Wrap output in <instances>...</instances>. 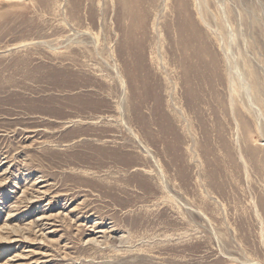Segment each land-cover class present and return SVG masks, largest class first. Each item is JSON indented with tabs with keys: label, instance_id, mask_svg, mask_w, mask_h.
<instances>
[{
	"label": "rangeland",
	"instance_id": "obj_1",
	"mask_svg": "<svg viewBox=\"0 0 264 264\" xmlns=\"http://www.w3.org/2000/svg\"><path fill=\"white\" fill-rule=\"evenodd\" d=\"M133 1L0 0V264H264V0Z\"/></svg>",
	"mask_w": 264,
	"mask_h": 264
},
{
	"label": "bare ground",
	"instance_id": "obj_2",
	"mask_svg": "<svg viewBox=\"0 0 264 264\" xmlns=\"http://www.w3.org/2000/svg\"><path fill=\"white\" fill-rule=\"evenodd\" d=\"M134 6L132 8V13H136L138 10H141L142 3L140 0H134L133 1ZM198 5V4H197ZM198 8V6H197ZM189 12V11H188ZM201 13H199L200 15ZM200 19V18H199ZM193 27H198L196 23L192 24ZM140 30H144V27H141ZM143 34V32L141 33ZM191 42L197 46L199 43H202V39L200 37H194ZM140 48V52L136 54L137 56V63L141 66L149 64L151 65V60L148 58L147 48L146 45L143 43L138 44ZM206 55L210 56V52L207 51ZM193 60H200L201 54H193ZM211 57V56H210ZM213 58L217 60V55L213 53ZM159 67L162 68L163 61H159ZM154 63H152L153 65ZM204 80L206 79L205 73H197L194 75L193 79V89H192V96L194 97L193 101V117L188 120L184 119L183 111L178 112L180 118H177L176 120H173L169 115V123L167 124V127L170 129H177L178 131L182 130V126H180V121L186 122V126H184L188 131H190L193 127H196L197 122L203 123L208 127L207 134L208 137L214 138L215 140L212 141L213 146L217 148H221L222 150H225V153L223 155H215L213 150V159L217 165L216 170L218 173H220L223 176H227L229 173H240L241 171V165L239 164V160L236 156V151L239 146L242 144H247L250 142V139L248 136H244L243 134L240 135V142L239 143H232L228 139V134L231 132V114L228 112L226 105H225V99L219 98V97H213L207 100L206 98L209 96L210 88L208 89L205 84ZM250 104V110H255L254 105ZM248 106V105H247ZM251 111V112H252ZM250 114V113H249ZM254 116V115H253ZM255 119V118H254ZM174 122V124H172ZM258 131L262 133L263 130H261L262 127H258ZM239 131V129H238ZM192 145L194 147V139L192 141ZM254 148V146H250V148ZM194 149V148H193ZM239 151V149L237 150ZM247 152V151H246ZM250 152V151H249ZM256 152V150L252 151ZM220 153V152H219ZM195 154V153H193ZM195 156V155H193ZM197 161V160H196ZM243 165V164H242Z\"/></svg>",
	"mask_w": 264,
	"mask_h": 264
}]
</instances>
